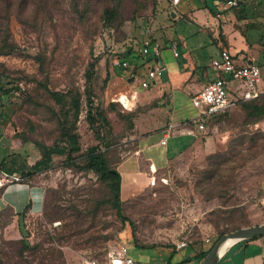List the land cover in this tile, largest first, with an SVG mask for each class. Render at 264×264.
Segmentation results:
<instances>
[{
  "label": "rangeland",
  "instance_id": "374dc122",
  "mask_svg": "<svg viewBox=\"0 0 264 264\" xmlns=\"http://www.w3.org/2000/svg\"><path fill=\"white\" fill-rule=\"evenodd\" d=\"M164 2L0 0V162L17 160L16 165L28 167L41 157L45 146L64 145L63 120L77 135L74 164H66V154H53L46 169L29 176L34 201L24 214L18 213L20 238L35 244L50 235L52 242L43 246L61 250L66 264H107L106 252L119 244H125L130 256L140 262H160L168 257L163 248L172 249L178 241L187 242L178 255L194 252L196 244L207 243L210 249L223 233L251 225L257 215L264 214V115L255 118L241 104L207 121L205 129L196 128L194 134L201 138L197 146L158 169L155 184L147 183L150 178L145 173L147 180H139L128 192L123 180L121 205L126 221L116 215L100 175L84 168L92 149H101L109 166L115 167L136 150L134 138L170 121L169 98L137 93L131 99V93H114L110 86L119 71L113 63L116 57L126 58L130 69L138 60L137 65L147 72L150 62L138 52L143 42L166 28L173 36L188 30L182 19L162 15ZM185 5L182 0L178 7ZM111 9L114 13L109 18L104 12ZM249 32L264 36V28ZM210 45L198 48L207 70L202 82L217 73L211 62V57L218 56L216 46ZM94 59L89 106L87 72ZM125 72L126 77L130 71ZM131 82L121 81L123 91L142 89ZM48 89L80 95L77 116L68 103L70 96L59 102ZM122 95L126 106L119 101ZM177 98L173 119L197 114L190 97L177 92ZM186 140L173 136L168 146L171 141L179 146ZM167 155H172L171 148ZM133 161L125 167L129 169ZM216 167L220 169L208 179ZM12 214L10 208L0 210V229ZM68 224H72L69 230ZM64 233L70 235L58 239ZM2 239L6 238L0 234ZM1 245L12 259H18L15 247Z\"/></svg>",
  "mask_w": 264,
  "mask_h": 264
},
{
  "label": "crops",
  "instance_id": "0c3cea01",
  "mask_svg": "<svg viewBox=\"0 0 264 264\" xmlns=\"http://www.w3.org/2000/svg\"><path fill=\"white\" fill-rule=\"evenodd\" d=\"M181 1L173 4L171 0H166L162 6L164 8L162 15L168 14L174 20L182 19L188 24L186 33H176V36H173L169 34V30L166 28L167 30L165 29L151 39L152 44L158 45L159 55H147L150 62L148 69L158 66H163L164 69L150 78L147 72L137 65L138 60H136L131 69L130 64L128 68L118 66L120 67L119 72L116 73L110 83V86L115 88L114 93H131L129 95L131 99L135 98L137 93H145L146 95L148 93L150 98H169L171 101L169 123L181 122L182 124L180 128L177 126V130L167 139L165 145L160 144L159 140L166 125H161L146 136L134 138L137 144L136 150L116 165V169L121 175V190L124 179H126L125 184H127L128 192H132L139 180L144 181L145 173L150 178V175L158 169L161 170L169 163L175 162L197 146V142L201 139L200 134H194L196 129L194 125L183 122L189 117H182L177 120L172 118L174 115L172 110L175 108L178 99L177 92L187 95L189 100L190 94L200 89L207 82L201 81V77L207 75V70L203 63V54L201 52L198 54L199 47H203L205 43H211L210 46H216L217 55L222 48L229 49L240 64L250 61L261 62L264 58V36L253 35L249 32V29L264 28L263 0H236L235 5H229L226 0H195V2L184 0L186 5L179 8L178 5ZM172 44L176 45L178 55L173 54ZM125 71H130L126 77L124 76ZM131 75H135L136 79L132 80ZM124 79L136 83V86L142 79L148 80L150 84L148 87H142L141 90L136 87V92L133 93V89L123 91L120 83ZM121 98L126 101L124 95ZM128 101L129 99H127V103H129ZM187 129H193V132H188ZM173 136L176 138L183 137V139L186 137V143L178 146L175 141H171V147L168 146L169 140ZM170 148L172 155L168 156L167 153ZM132 158L134 161L128 169L125 167V163ZM28 164L30 163L28 162ZM143 165L145 171H143ZM34 192L31 185L23 183L9 185L0 191V210L10 208L14 212L11 220L0 229V234L4 238H20L18 213L27 205L30 207V203L32 204L34 201ZM263 222L264 214H260L252 223ZM186 245L177 248L175 243V247L172 249L170 246L163 248L168 252L166 254L168 257L166 256L167 258H163L160 262L164 264H200L204 258L202 253L208 249V244H196L198 246L194 252L178 255L177 252ZM157 255H161L160 250L157 251ZM216 264H264V235L231 242L220 254Z\"/></svg>",
  "mask_w": 264,
  "mask_h": 264
},
{
  "label": "built area",
  "instance_id": "2783aa9c",
  "mask_svg": "<svg viewBox=\"0 0 264 264\" xmlns=\"http://www.w3.org/2000/svg\"><path fill=\"white\" fill-rule=\"evenodd\" d=\"M178 1L171 0L173 4ZM226 1L229 5L236 4V0ZM171 49L174 55H178L175 44L171 45ZM138 51L146 56L159 55L158 45L156 43L152 44L150 40H145ZM211 62L217 72L215 77L208 80L190 96V103L197 112L190 119L199 130L205 129L207 121L232 109L241 102L264 95V58L261 62L250 61L240 64L229 49L222 48L218 56L213 58ZM113 63L120 67H129L128 60L124 57H116ZM163 69V66L152 67L148 69L147 75L152 78ZM131 78L134 80L136 76L131 75ZM149 84L150 82L146 79L138 82L141 87H148ZM132 92L135 93L136 89L134 88ZM119 101L126 106L122 100L119 99ZM177 126L180 128L182 126L181 122L169 123L164 127L162 137L159 140L160 144L165 145L167 143V139L177 130ZM187 131L193 132V129H187ZM155 182L156 176L154 174L150 175L149 183L153 185ZM17 183L29 184V177L18 170H6L0 164V191L9 185ZM186 244L185 240H181L176 243V247L179 248ZM106 259L107 264H164L159 261H138L130 256L128 247L125 244H119L109 249L106 252ZM91 264H95V261H92Z\"/></svg>",
  "mask_w": 264,
  "mask_h": 264
},
{
  "label": "trees",
  "instance_id": "16d2710c",
  "mask_svg": "<svg viewBox=\"0 0 264 264\" xmlns=\"http://www.w3.org/2000/svg\"><path fill=\"white\" fill-rule=\"evenodd\" d=\"M113 10H106L104 12L107 17L112 18L113 17ZM98 59V58H97ZM94 59V62L91 64L90 69L87 72V87H86V99L89 106L92 104V91L90 88V83L93 80V67L96 63V60ZM120 69V67H119ZM119 72V71H118ZM109 74L107 73L105 76V81L108 80ZM48 93L53 96L55 99H57L59 102L62 100H66V95L70 96V100H68V103L71 104V108L73 109L74 115L77 116L81 100L80 95H73L71 90H68L66 92L62 91H55V90H47ZM6 92V91H4ZM79 93V92H75ZM261 101H263L261 103ZM241 105H244L247 109V113L255 118H260L264 115V95L259 96L258 98L243 101L240 103ZM231 110V109H230ZM229 111V110H228ZM227 112V111H226ZM226 112H223L220 115L225 114ZM87 116L89 119H93L91 108L88 110ZM183 122L190 123L194 125L191 119H185ZM66 121H61V136L64 140V145H59L54 143L51 146H45L43 153L41 157L36 160L32 165L30 166H21L16 165V161H9L6 165L5 160H2L0 162L3 167L6 168V170H18L22 174L27 175L28 177L33 175L35 172L41 171L43 169H46L50 162L53 154H66V164H74L72 153L75 150L79 149V145L77 142V135L75 133H72L69 129V127L66 125ZM92 126L94 125L93 121H91ZM211 155V154H210ZM208 155V158L209 156ZM18 159H20V155H18ZM86 163L84 165V168L90 169L96 173H98L103 180V182L107 185L109 189V193L111 196V204L115 209L116 215L122 220L126 221L128 220L127 217H125L122 214V205H121V175L119 171L115 167H111L108 164V161L104 155V152L101 149H92L91 152L87 154ZM220 168L216 167L214 172H210L208 174V179H211L215 173L218 172ZM29 208V205L24 207L22 211L19 213L24 214L26 210ZM12 210V209H11ZM14 214V212H13ZM73 224V223H72ZM72 224L66 225V228L71 229L70 227ZM237 229V228H236ZM235 230V229H234ZM69 233L60 234L58 239H65L69 236ZM4 238V237H3ZM44 242H52V238L50 235H47L44 240L41 242H36L35 244L29 243L27 241L26 237H22L19 239H2L0 241V264H66L65 258L63 256V253L61 250L57 249L56 247H53L50 245L49 247H44ZM8 245L10 247H15V256L18 259H12L11 256H9L8 252L3 250V245ZM2 246V247H1ZM209 248L202 253V256H205L208 252ZM7 256V259L5 262H3V258Z\"/></svg>",
  "mask_w": 264,
  "mask_h": 264
},
{
  "label": "water",
  "instance_id": "95a60500",
  "mask_svg": "<svg viewBox=\"0 0 264 264\" xmlns=\"http://www.w3.org/2000/svg\"><path fill=\"white\" fill-rule=\"evenodd\" d=\"M174 15V13H172ZM264 188V182L262 184ZM257 235H264V222L251 224L247 226L239 227L235 230L229 231L227 233H223L213 244V246L208 250L206 255L204 256L202 262L200 264H216L218 257H216V252L218 249L219 244L223 239L226 237L233 238L234 241L257 236ZM233 241V242H234Z\"/></svg>",
  "mask_w": 264,
  "mask_h": 264
},
{
  "label": "bare ground",
  "instance_id": "6f19581e",
  "mask_svg": "<svg viewBox=\"0 0 264 264\" xmlns=\"http://www.w3.org/2000/svg\"><path fill=\"white\" fill-rule=\"evenodd\" d=\"M120 99L124 101V99H122L121 97ZM233 241L234 239L230 237H226L225 239H223L218 246L216 257H218L224 251V249Z\"/></svg>",
  "mask_w": 264,
  "mask_h": 264
}]
</instances>
